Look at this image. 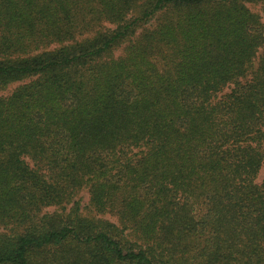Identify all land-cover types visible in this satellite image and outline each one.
<instances>
[{
	"label": "trees",
	"instance_id": "obj_1",
	"mask_svg": "<svg viewBox=\"0 0 264 264\" xmlns=\"http://www.w3.org/2000/svg\"><path fill=\"white\" fill-rule=\"evenodd\" d=\"M15 83L0 264H264V0H0Z\"/></svg>",
	"mask_w": 264,
	"mask_h": 264
},
{
	"label": "rangeland",
	"instance_id": "obj_2",
	"mask_svg": "<svg viewBox=\"0 0 264 264\" xmlns=\"http://www.w3.org/2000/svg\"><path fill=\"white\" fill-rule=\"evenodd\" d=\"M249 8L260 14L262 16V9H263V5L261 4H248ZM105 25H109V24H105ZM121 53V51H119L117 54L119 55ZM259 57H260V52L258 54V56L256 57V59L254 60V64H253V68L254 70L258 68L259 66ZM20 83H15L10 85L9 87H7L4 90H0V95H9L13 92V90L19 85ZM230 91V88L225 89L224 93H227ZM264 179V166L261 168L260 173L258 175L257 178V183H261L262 180ZM76 200L79 201V206L81 209V213L83 216L88 217V218H103V219H107L110 220L111 222L117 223V218L110 215V214H100L98 212H96L93 207L90 204V195H89V191L87 187H84L83 189H81V191H79V193L76 196ZM53 210H55V207H49L47 208L45 211L47 212H52Z\"/></svg>",
	"mask_w": 264,
	"mask_h": 264
}]
</instances>
